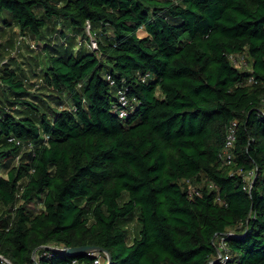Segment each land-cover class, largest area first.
Wrapping results in <instances>:
<instances>
[{
  "label": "trees",
  "instance_id": "16d2710c",
  "mask_svg": "<svg viewBox=\"0 0 264 264\" xmlns=\"http://www.w3.org/2000/svg\"><path fill=\"white\" fill-rule=\"evenodd\" d=\"M0 18L40 42L29 63L59 106L0 76V162L23 154L0 176V264H94L61 251L83 245L111 264H210L221 239L228 264H264V0H0Z\"/></svg>",
  "mask_w": 264,
  "mask_h": 264
},
{
  "label": "rangeland",
  "instance_id": "374dc122",
  "mask_svg": "<svg viewBox=\"0 0 264 264\" xmlns=\"http://www.w3.org/2000/svg\"><path fill=\"white\" fill-rule=\"evenodd\" d=\"M0 35H1L0 40H3V42H6L9 39V37H11L12 39H14L15 42H17L20 36H24L21 33V30L17 25H13L12 27H5L4 22H2V18H0ZM26 38L27 39L24 42L23 46H21L20 48H17L16 43H15V46L13 47L14 49L12 48L11 50H8L10 52L4 55L2 61L0 62V66L2 67L0 76L5 73L6 67H12V69H15L18 72L19 79L20 78L24 79L25 84L28 86V91H30L31 93H34V95L32 96H28L29 94L27 96L31 97L32 100L37 101L42 108L44 109L48 108V110L50 111L53 107H59V106L56 105L57 103L54 101V99L51 98V96H49L47 92L41 94L42 92H44V90L42 89L43 86L41 87L42 82L40 81V79H37L35 77L36 70L34 69V66L30 65L29 63L30 57H32V54L34 53L41 54V56H43V49L41 48L39 41L36 42L32 40L30 36H26ZM78 41H81V39H79ZM32 43H34L36 47H32L31 46ZM85 44L89 48L93 47V43L90 41L86 42ZM97 46H98V43H97ZM232 60L237 65H240V64L247 65V61H248V59H246L245 57H240L239 59L238 58L236 59L235 56H232ZM3 90L4 91L9 90V87L5 88V86L1 85L0 95L5 93ZM6 95L12 96L13 94L11 91H9V94H6ZM21 156H23V154H20V156H17L16 158H12L5 163L0 162L1 175L7 176L8 171L13 167L12 165L18 166L21 163V159H22ZM210 186L213 187L212 184ZM191 188L193 189L192 186ZM41 207H42V204L39 206V208ZM133 222H134L133 220H129L127 222L128 227H130V225ZM130 229H131V236L133 237L135 235V226L133 225L132 227H130ZM94 253L97 254L100 257V261L103 262L104 256L100 254L104 252H94ZM36 255L37 253L34 255V259L36 258Z\"/></svg>",
  "mask_w": 264,
  "mask_h": 264
},
{
  "label": "built area",
  "instance_id": "2783aa9c",
  "mask_svg": "<svg viewBox=\"0 0 264 264\" xmlns=\"http://www.w3.org/2000/svg\"><path fill=\"white\" fill-rule=\"evenodd\" d=\"M88 30L91 31V23L88 22ZM88 31V33H89ZM26 36H20L19 39L16 42V46L17 48H20L21 46H23L24 42L26 41ZM90 42L93 43V47H90L92 49H96L97 46V41L92 39ZM32 47H36V45L34 43L31 44ZM0 72H1V66H0ZM111 78V77H109ZM253 80V78H252ZM251 80V81H252ZM114 83V82H112ZM119 100L122 103V106H120V114L121 116H126L128 115L127 110L124 108L125 106H127V104L129 103V99L126 95L125 92L120 91L119 93ZM2 117L0 115V135H1V130H2ZM237 122L233 121L232 124L230 125L229 129H228V135L226 138V142H225V152H224V159L227 161L228 164H231L234 160V147L236 144V140H237ZM10 143H17L18 145H22L23 147H27V148H33V144L29 143H24L22 141V139L18 138L15 135H11L8 139H7ZM28 145V146H26ZM246 174V173H245ZM0 176L1 173H0ZM257 178V173L255 171H251L248 174L245 175V179L247 180V182H249V186L251 184H254L255 180ZM253 186V185H252ZM252 186L250 188H252ZM218 256H216V259L211 261L210 264H228L229 260H230V254H229V250H228V244L226 243L225 239H221L220 243L218 244ZM73 263L76 264V261H74ZM4 264H12L10 261L6 260L4 262ZM94 264H102V262L100 261V258L98 260L95 261Z\"/></svg>",
  "mask_w": 264,
  "mask_h": 264
},
{
  "label": "water",
  "instance_id": "95a60500",
  "mask_svg": "<svg viewBox=\"0 0 264 264\" xmlns=\"http://www.w3.org/2000/svg\"><path fill=\"white\" fill-rule=\"evenodd\" d=\"M61 251L63 253H65L66 255L72 256V257L82 255V254H93L94 255L95 254L94 252H104L109 257V261L107 262V264L112 263L111 255L107 252V250L105 248H103L101 246L83 245V246H78V247L64 248ZM35 254H36V252L34 253V255ZM36 264H38L37 261H36Z\"/></svg>",
  "mask_w": 264,
  "mask_h": 264
},
{
  "label": "crops",
  "instance_id": "0c3cea01",
  "mask_svg": "<svg viewBox=\"0 0 264 264\" xmlns=\"http://www.w3.org/2000/svg\"><path fill=\"white\" fill-rule=\"evenodd\" d=\"M141 32H142V33H141ZM146 34H147V33L145 32L144 29H141V30L139 31V35H140V36L143 35V37H144V36H146ZM4 163H5V162H4Z\"/></svg>",
  "mask_w": 264,
  "mask_h": 264
}]
</instances>
